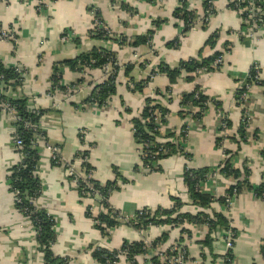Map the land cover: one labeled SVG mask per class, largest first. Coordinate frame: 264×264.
<instances>
[{"label": "crops", "instance_id": "obj_1", "mask_svg": "<svg viewBox=\"0 0 264 264\" xmlns=\"http://www.w3.org/2000/svg\"><path fill=\"white\" fill-rule=\"evenodd\" d=\"M204 1L186 0L188 10L202 16ZM229 1L212 0L214 14L208 23L197 22L183 33L182 22L173 18L179 0H44L40 9L34 0H0V30L11 31L15 35L14 41L0 40V62L5 67L24 69L25 76L20 88L8 89L5 95L13 99L26 97L30 100V107L48 111L40 120V129L46 133L47 143L60 148L66 164L72 163L76 153L83 149L77 134L85 130L87 141L94 144L89 159L94 168V180L101 185L115 183L117 190L110 194L109 204L125 217L132 218L141 208L170 209L173 198L187 203L184 167L216 170L224 158L223 150H237L231 140H224L222 148L215 146L220 126L214 105L207 106L200 120L191 117L197 109L187 107L188 115L181 119L177 115L181 96L198 85L205 97L221 103L223 113L232 123L227 136L232 137L242 112V108L236 106L235 92L251 66L257 64L262 69L260 79L263 85L254 86L248 92L245 107L249 123L248 143L241 145L239 153L231 160L236 169H242L245 164L251 171L250 183L257 186L264 181V159L260 156L264 150V33H258L256 40L246 37L242 33L240 16L230 8ZM94 12L113 35L126 39L129 44L137 37L145 36L154 23H160L153 35L152 47L133 48L91 38L89 31ZM213 35L217 39L211 48L207 42ZM93 48H107L115 53L120 66H133L128 77L120 71L116 94L106 106L98 108L83 104L91 95L93 86L104 79L102 69L78 73L63 66L61 86L72 85L78 89L70 95L59 90H53L54 94L49 95L53 89L54 65ZM215 53L223 57L219 70L199 73L194 83L185 81L186 75L182 73L172 86L171 95L165 96L161 103L169 110L166 123L160 128L162 141L185 124V151L191 158L185 160L179 155L172 156L159 161V172L148 173L141 167L139 146L134 141L130 120L140 114L145 98L153 97L157 90L165 92L169 81L165 75L158 74L143 93H133L127 88L130 78L139 82L160 63L176 68L182 61H200ZM80 80L83 82L78 83ZM122 103L128 108V114L123 113ZM13 134V121L0 113V264H43L35 234L28 219L15 208L10 191V174L21 160L13 148ZM38 150L37 175L42 183V194L36 206L46 210L54 219L55 243L51 249L55 256L67 259L68 264H97L91 256L90 246L117 250L124 241L152 242L167 234V240L153 252L159 254L169 250L180 238L181 228L169 226L150 227L141 233L121 225L103 236L85 215L90 207L93 217L97 216L101 211L99 203L79 197L66 170L51 164L45 141H38ZM80 166L77 162L78 170ZM233 183L232 178L217 172L200 187L203 193L221 197ZM211 208L224 214L239 233L233 247L232 264H264L259 251L264 243V201L243 192L229 209L217 203ZM181 211L194 214L196 209L186 204ZM184 227L192 234V238L183 243L190 259L195 264H212L213 260L200 244L208 233L207 228ZM213 250L219 257L225 254L222 234L216 235ZM201 252L206 255L204 261ZM214 261V264H220V258ZM118 264L129 263L123 259ZM136 264H151L150 257L139 255Z\"/></svg>", "mask_w": 264, "mask_h": 264}, {"label": "trees", "instance_id": "obj_2", "mask_svg": "<svg viewBox=\"0 0 264 264\" xmlns=\"http://www.w3.org/2000/svg\"><path fill=\"white\" fill-rule=\"evenodd\" d=\"M208 2L209 0H205L203 3L204 13L202 15H204L205 11L208 9ZM95 17L100 18L97 13H95ZM196 17H198V15L195 12L188 10L186 0H179V6L173 11V18L182 22L184 30L183 33H187L192 28V22L196 19ZM262 19L264 21V6L262 7ZM159 25L160 23H154L145 36L137 37L132 44H129L126 39L115 35L113 38L109 39V41L119 45L126 44L127 46H132L133 48H137L139 46H148L151 48L153 35ZM89 36L103 42L108 40L102 32H98L96 34L89 32ZM117 39H119V42H117ZM216 39L217 36L213 35L208 40L207 45L212 48ZM220 56L221 54L215 53L209 58L200 59V61L193 59L182 61L176 68H170L167 65L160 63L156 70H152L145 79L136 82L130 78L129 82L132 84V88H130L128 84L127 88L133 93H143V90L150 81V77L154 74H163L169 81V87L165 89V92L157 90L155 91L153 97H146L140 114L130 120L134 141L139 146L141 167L148 173L159 172V161L168 159L172 156L179 155L185 160H189L191 158L190 155L185 152L183 146L177 142L179 139H182L184 144V141L186 140L185 135L187 132V126L185 124L182 125L177 132H170L165 138V141H162V138L160 137L159 124L164 125L166 123L165 118L169 114V110L166 106H162V104H160L159 98L163 100L165 96L171 95L172 86L176 83L182 73L186 75L185 81L188 83H194L198 75L196 73L198 70L205 69L210 72L213 71L211 65ZM107 64L111 65V76L103 79L99 84L94 85L91 95L83 103L95 104L98 108L105 107L109 99L116 94L118 84L117 77L120 71H123L124 76L128 77L133 69L132 65H125L123 67L120 66L117 62L115 53L107 48H93L89 52L78 54L73 59L62 61L59 65H54L53 76L51 78L53 89L49 92V95H53L55 90H59L61 92L66 91V88L61 86L60 78V71L63 66L68 67L71 71L83 73L84 67H87L89 70H103ZM0 75L4 78L3 83L0 81V83L4 86L2 99L11 103L16 108L17 114L21 118V122L13 123L14 135L15 137L20 138L22 142L21 147L17 150L21 160L20 163L13 168L9 178L10 191L17 192L19 194L20 203H14L15 208L25 218L28 217L30 224H33L36 230L35 239L37 249L42 254L43 264H68L67 259L55 256L51 249L55 243L54 219L48 212H46V210L39 209L36 206V202L42 194V183L37 175L39 166L38 141L40 137L45 138V141L47 140L46 133L42 132L40 129V120L48 111L36 108L34 109V112H31L29 110L30 100L28 98L21 96L20 98L13 99L12 97L5 95L8 89L16 90L23 84V78L13 67H5L0 62ZM249 75L250 78L255 76V71L252 68L249 70ZM243 81L234 95L236 106H240V103H238L239 99L246 91L242 84ZM82 82V80L78 81V83ZM262 85V82L258 83V86ZM209 104L214 105L216 110L223 111L221 103L205 97L202 94L200 87L195 85L190 93H186L181 96L177 115L183 119L186 115H188L186 108L194 107L197 109V112L191 115V117L193 119L200 120L203 116V111L207 109ZM121 106L123 108V113L128 114V108H126L123 103ZM156 111L160 114V123L155 121L154 112ZM25 122H29L33 126L35 125V129L25 128ZM224 123L227 130L232 127V123L228 119L227 115ZM248 126V120L244 117L242 111L241 120L234 136L230 137L220 135L222 134V129L219 128V136L215 139V146L217 148H222L224 140H231L236 144L237 150L235 152L223 150L224 158L216 170L209 168L191 169L187 166L184 167L183 183L186 189L187 203H183L178 198H173V206L170 209L156 208L151 210L148 208H141L136 211L132 218L125 217L119 211L113 209L109 204L110 194L117 190L116 184L108 183L106 185H101L95 180H88L87 183L91 185L93 189L98 191L102 200L99 203L101 211L98 215L93 217L89 207L85 213L86 217L90 218L93 222H98V224H94V227L103 236H107L110 229L121 225L129 226L141 233L145 232L150 227H180L181 236L176 242V245L180 246L186 252L187 250L183 246V243L186 239L192 238V234L184 226H204L207 228L208 233L200 244L202 248L207 250L209 256L213 260L212 264H214V260H218L219 258L223 260V264H232L234 260L233 249L228 250L226 254L219 257L213 253V243L215 242L216 235L218 234L230 232L234 235L236 240L239 233L231 226L230 220L227 219L224 214L214 212L211 205L217 203L224 207L227 198H231L233 196L237 197L243 192H249L255 199L264 201V181L257 186L251 184L249 181L251 173L250 169H248L245 164L242 166V169H236L231 164L232 158L239 153L241 145L248 143ZM254 136L256 137L257 133H255ZM93 145V143L89 144V146ZM78 155H83L88 158L87 151L80 152V154H76L75 157ZM260 156L264 159V150L260 152ZM51 164L55 166L53 161H51ZM81 168L85 173L94 171V168L88 162L82 164ZM214 172H218L221 176L232 178L234 180V183L225 190L223 196L221 197H215L201 191V183L206 182L209 176ZM69 180L71 181V178H69ZM83 187H85V183L82 181H80L78 186L75 187L80 198H85V195L82 192ZM186 204L194 207L196 212L194 214L183 213L181 210L184 206H186ZM222 237H224V234H222ZM166 240L167 234H163L155 241L150 242V250H156L157 246L164 243ZM90 249H92L91 256L97 264H117V257L123 252L126 253V261L129 264H136V257L145 254L150 256L151 264H166L161 261L160 255H156L154 253L151 254L150 250H147L144 241H124L121 244V247L117 250H107L99 246H90ZM259 251L264 259V243L260 245ZM163 254L169 255V250ZM186 254L188 255V253ZM205 256L204 252H201V259H203V261L205 260Z\"/></svg>", "mask_w": 264, "mask_h": 264}, {"label": "built area", "instance_id": "obj_3", "mask_svg": "<svg viewBox=\"0 0 264 264\" xmlns=\"http://www.w3.org/2000/svg\"><path fill=\"white\" fill-rule=\"evenodd\" d=\"M154 1H161V0H154ZM34 2L37 5L38 9L43 7L44 0H34ZM229 6L236 14H238L240 16L241 23L243 25V32L242 33L246 37H248L251 40H254V39L256 40L258 38L257 37L258 33H264V21L262 19V7L264 6V0H230ZM213 14H214V9L212 7V0H209L208 9L205 11V14L202 16L196 17V19L192 22V25H193L192 28L194 27V25L197 22H200L203 25L207 24L210 17ZM89 32H93V34H96L98 32L104 33L105 37H107V39H108V40H106V43H111L109 41V39L113 38V36H114L113 33H111V31L107 28V26L100 20V18L95 17V12L93 14V20H92V23L90 25V31ZM14 38H15V35L13 32L0 30V40L8 42V41H14L15 40ZM114 39H115V37H114ZM118 40L119 39H117V42H119ZM222 65H223V57L221 55L212 63L211 68L213 71H216V70H219ZM13 68L24 79V77H25L24 76V69H22L20 67H13ZM251 68L255 71V76L253 78H250L249 71L245 74V78H244V81L242 84H243V87L245 88L246 91L240 97L239 102H238V103H240V107L242 108L243 115L247 120H248V112H247V109L245 107H246L248 92L250 91V89L252 87L258 86V83L262 82L260 79V74L262 71L261 67L257 64H254L253 66H251ZM83 70H84L83 73H86L89 71V69L87 67H84ZM102 71L104 74V79L110 77L112 74L111 65L107 64ZM205 71H206L205 69H201V70H198L196 73L199 74V73H202ZM157 75L158 74L152 75L150 77V81L153 78H155ZM3 80H4L3 76L0 75V81L2 83H3ZM128 85L130 88H132L131 83H128ZM3 88H4V86L0 83V113L7 115L13 121V123L21 122V118L17 114L16 108L11 103H9L8 101H5L2 99ZM77 89H78L77 86L66 87L65 93H66V95H70L72 92L76 91ZM159 102L161 104L163 102V100H161L159 98ZM91 105H95V104H91ZM34 109H36V108L35 107H29V110L31 112H34L35 111ZM216 111H217V115L219 118V126L222 129L221 135L227 136L228 130L225 128V123H224L226 116L222 110H216ZM154 116H155V121L157 123H160L159 122L160 114L156 111V112H154ZM159 126L161 128V124H159ZM24 127L27 129H35V125L33 126L29 122H25ZM77 138H78L80 145L83 147V149L76 154H80V152L87 151L88 152V158H86L83 155H78L77 157H74V159L72 160V163H68V164H66L63 161V159L60 155V148L58 146H54V145L47 143V141H45V138H43V137H40L39 140L45 141V147L50 153V158H51L50 160L54 162L56 167H63L66 170L68 177L71 178L70 182H72L75 187L78 186V183L80 181L85 183V187H83V189H82V192L85 195V197L90 199V200H94L97 203H100L102 198L99 196L98 191L93 189V187L87 183L88 180H94L93 171L85 173V172H83V170L81 168L82 164H84L86 162L89 163L90 151L92 150L94 145L89 146L90 143L87 141V136H86L85 130L79 131L77 134ZM185 138H186V140L184 141V144H183L182 139H179L177 141L179 144H181L183 146L184 150H185V144L187 142V132H186ZM12 144H13V148L17 151L21 147L22 142H21L20 138L15 137V135L13 134ZM77 162L81 165L79 170L76 168ZM216 173L217 172H214L210 176L215 175ZM86 188H87V190H86ZM11 193L13 195L14 203H20L19 194L17 192H11ZM234 194H235V192H234ZM237 197L233 196L231 198H227L224 208L229 209L233 205V203ZM26 218L28 219V217H26ZM93 224H98V222L95 221V222H93ZM30 227L32 228L33 233L36 234V230H35L33 224H30ZM222 234H224L223 242H224L225 254H226V252L228 250L233 249L234 244H235V238H234V235L231 234L230 232H224ZM144 243L146 244V248L149 251L150 250V242L145 241ZM154 251L150 250V253L152 254ZM169 253H170L169 255H164L163 253H159L156 255H160L161 261L163 263H166V264H195L194 261L190 259L189 255L186 254L187 252L184 249H182L180 246H177L176 244L173 245L169 249ZM146 256H149V255H146ZM117 258H118V263L123 259L126 260V253L125 252L121 253V255H119ZM220 264H223L222 259H220Z\"/></svg>", "mask_w": 264, "mask_h": 264}]
</instances>
